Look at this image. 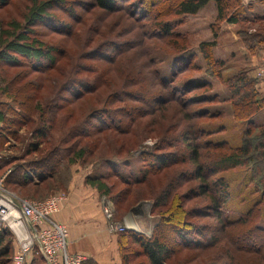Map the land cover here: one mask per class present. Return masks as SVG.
Here are the masks:
<instances>
[{"label": "rangeland", "instance_id": "374dc122", "mask_svg": "<svg viewBox=\"0 0 264 264\" xmlns=\"http://www.w3.org/2000/svg\"><path fill=\"white\" fill-rule=\"evenodd\" d=\"M88 1L63 0V5L60 7L54 5L52 10V14L56 18L55 23L51 24L48 21H46V25L35 23L36 26L32 30L44 44L54 46L60 51L63 50L64 57L72 58L75 67L85 63L86 70L80 71L76 75L77 78H85L90 81L99 78L100 81L96 93L85 94L71 104L66 103L64 110L61 109L54 114L51 140L46 146H53L62 141L69 131L80 126L76 128L93 107H102L103 101L106 100L113 101L108 106L109 110L118 112L123 110L115 115L117 118L126 113V109L131 108L129 112L132 115L124 118L127 129L121 132L105 131L91 138L78 139L80 142L78 146L88 143L89 151L93 153L90 152L86 156V161L75 163L70 167V181L64 188L54 187L52 183L47 185V182L37 189L34 186H29L22 190V193L18 192V196L21 195L27 199H46L56 194L66 195L74 178H78L85 184L86 178L93 175L105 176L107 178L105 182L113 186L112 194H114L125 188L119 183V178L138 177L140 170L145 166L144 164L147 165L142 161L143 158L149 157V155L170 156L172 154L183 157L184 146L189 142L185 131L192 123L209 134L203 138L200 136V140L209 143L224 142L233 147L240 144L243 133L249 128V125L258 126L264 123V106L249 119L238 121L234 118L232 91L229 86L234 75L243 73L247 80H254L257 97L264 100V81L256 77L257 71L264 68V39H262L264 33H261L263 30L261 32L259 30L257 33L256 29L264 27V24L250 21L233 24L226 18L219 20L216 5L212 1L194 15H170L168 17L161 13L159 15L161 17H156L157 22L169 23L170 33L179 35L175 43L182 46V51L176 52L172 39L157 30V23L154 24L156 21L152 20L156 11L153 9L150 12L146 7V2L149 0H123V8L109 13L98 9L85 10L86 6L88 7L85 2ZM256 3L247 4L241 0H230L231 9H227V12H230V16L235 6H242L245 9L251 8V11H246L248 17L264 16L262 7L255 5ZM171 5L172 2L167 6L170 8ZM30 6L31 0H9L6 6L0 8V31L7 29L8 24L14 20L22 23ZM256 34H260L261 37L252 38ZM171 37L173 38L172 35ZM107 43H117L119 48H124V50L114 55L111 61L97 57L81 61L82 54L87 52L97 54V49L99 53L103 52L102 49ZM201 43L213 44L211 47L212 57L223 64L218 73L211 70L204 60L200 50ZM113 51L109 50L111 57ZM186 58H192L191 64H194V69L186 68L183 73L177 75L175 82L169 85L177 86L187 82V88H194V91L191 90L190 93L183 94V98L171 94L170 90H165L159 82L161 78H170L178 64L182 63L181 59ZM62 61L59 65L66 60ZM64 67L66 66H61V68ZM70 70L66 69L62 78L56 82L58 91L71 76ZM1 71L0 69V74ZM18 72L12 71V76ZM2 88L0 86V91ZM119 92L122 94L123 92H142L143 96L132 94L130 96L123 95L121 99L114 97L113 94ZM155 95H159L158 99L164 100L163 103L158 105L156 100H152ZM63 96L69 97L68 93H62L60 97H57L58 102L63 101ZM171 96L178 97V100H165ZM198 96L202 99L193 105L187 101ZM49 97L46 95L44 98L48 100ZM115 100L121 102L115 103ZM35 102L39 103L38 99L33 103ZM0 104L12 105L11 100L1 92ZM8 107L12 109L18 106L13 104ZM199 112L203 115L197 114ZM186 114L189 115V119L185 117ZM38 116V113H33V123L19 129L17 138L8 135L3 130L6 142L0 147L1 163L3 161L20 163L23 160L24 162L28 161L24 158V152L26 146L35 141L30 129L38 127ZM34 158L36 157H31L32 160ZM103 159H107V161L105 162ZM179 162L182 163L159 174H156L155 169H152L147 182L143 186L133 189L134 197L141 194L140 198L135 200L134 197L133 199L130 197L128 203L130 202L131 205L129 204L130 207L127 209L124 207L119 209V206L116 205L114 218L119 223L121 222L120 224L125 228L150 238L153 228L158 223V215L151 213L152 197L166 188L169 181L172 180L171 174L175 172L174 177L181 184V186L177 185L175 191V196L178 198L176 197L173 203L172 201L169 203L168 211L165 210L164 215L173 214L176 219L183 221L182 228L186 227L187 229L191 224L201 226L203 229H205L204 226L216 225L215 219L210 218V215L206 213L198 216H185L184 212L191 211L193 213V210L209 211L206 209L209 201L206 196L184 197L187 190L196 186L199 181L186 183L187 177L184 173L191 167L188 161ZM7 173L10 172H0V174ZM244 174L246 172L242 168L221 174V177L229 183V201L222 210L231 220L243 219L248 210L252 209L260 199V192L253 193L249 190L253 188L252 186H249L245 191L242 190ZM85 187L93 192L95 203L100 208V196L97 190L86 184ZM49 188L52 189L49 190ZM135 190H139V192L135 193ZM33 192L38 194H32ZM259 209L263 214L258 217L260 219L258 221L259 225L263 226L264 206H255L252 210L258 211ZM99 212H101L100 209ZM102 219L104 220L103 217ZM112 235L116 237L117 243L118 234ZM4 243L9 246L7 261L11 264L10 258L15 251L16 241L10 236L5 237ZM223 244L224 242L220 243V245ZM129 248L130 251L139 250L135 245H131ZM214 250H210V254L194 257V261L191 263L189 262L191 254L182 252L173 257L172 263L206 264L213 258ZM218 250L216 249V251ZM234 257L236 264H264V259L255 253L238 251L234 253ZM140 260L143 261L142 258L137 261Z\"/></svg>", "mask_w": 264, "mask_h": 264}, {"label": "trees", "instance_id": "16d2710c", "mask_svg": "<svg viewBox=\"0 0 264 264\" xmlns=\"http://www.w3.org/2000/svg\"><path fill=\"white\" fill-rule=\"evenodd\" d=\"M8 1L0 0V8L6 6ZM211 1L216 5L219 20L226 18L228 22L233 24L249 21L264 24V16H246V11H251V8L245 9L242 6H235L229 16L230 12H227V9H231L230 0H149L146 2V7L150 12L153 9L156 11L152 20L156 21L154 24L157 23V30L170 37L174 45L173 48L176 49V52H179L182 51V46L178 45L177 42L175 43L179 35L170 33L169 23L157 22L156 17H161L159 16L161 13L168 15V17L170 15H194ZM122 2L123 0H89L87 3L85 2V4H88L85 10L98 9L108 13L119 11L124 6ZM171 2L172 5L169 8L167 5ZM63 3V0H31V6L27 10L28 14L24 21L20 23L14 20L8 24L7 29L0 31V69L2 70L0 86L3 87L0 92L11 100L12 105L8 106L14 104L20 108L9 109L7 105L0 104V147L6 142L3 130L8 135L17 138L19 129L33 123V113L36 112L39 115L38 127L30 129L35 141L29 143L24 152V158L28 161L24 162L23 160L21 163L16 161L0 162V172H10L0 174V178L3 177L2 186L6 191L13 192L17 196L18 192L22 193V190L27 189L29 186H34L37 189L47 182V185L52 183L54 187L64 188L67 186L71 176L70 167L75 163L86 161V156L91 152L88 143L78 146L80 143L78 139L82 137L91 138L105 131H124L127 129L124 118L132 115L129 112L131 108H129V110L126 109V113L117 118L115 115L123 110L119 112L109 110L108 106L113 101H103L104 105L102 107H93L76 128L80 126L69 131L62 141L53 146H46L51 140L54 114L61 111V109L64 110L66 103L71 104L85 94L92 95L96 93L100 85L99 78L92 81L77 78L76 75L80 71L86 70L85 63L78 64L75 67L72 58L64 57L63 50L60 51L54 46L44 44L38 39L36 32L32 31L33 27L36 26L35 23L45 25L46 21L51 24L55 23L56 18L52 14V10L54 5L60 7ZM261 27L256 29L257 33H259V30L260 32L264 31V27ZM263 31L261 33H264ZM256 37L260 38L261 36L260 34L252 36V38ZM212 45V43H201L200 50L209 68L218 73L223 64L213 59L211 54ZM119 47L117 43H107L102 49L103 52L99 53L97 49V54L88 52L82 54L81 61L93 57L106 58L105 60L111 61L114 55L124 50V48ZM115 48L118 50H114ZM108 49L114 50L112 57ZM63 59L66 61L59 65L63 62ZM191 60L192 58L181 59L182 63L178 64L170 78L160 79L159 83L165 90L169 89L171 94L184 98L183 94H188L194 89L187 88V82L177 86H169L175 82L177 75L183 73L186 68L191 67L194 69ZM63 65L66 67L61 68ZM66 69H71L70 74H72L58 91L59 88L56 87V82L62 78ZM14 70L19 72L12 76ZM229 86L232 91L233 116L236 120L249 119L264 106V100L257 97L254 80H247L243 73L234 75ZM62 93H68L69 97L63 96V101L58 102L57 97H60ZM132 94L143 96L142 92H123V94L119 92L113 95L121 99L123 95L130 96ZM46 95L50 96L48 100L44 98ZM158 96L155 95L152 100H156L160 105L164 100L161 101ZM36 99L39 103H33ZM201 99L198 96L187 101L193 105ZM165 100L176 101L178 97L171 96ZM117 102L121 101L115 100V103ZM197 114L203 115L200 112ZM185 117L189 119L188 114ZM185 134L189 142L184 146L183 157L172 154L170 156L149 155V157L143 158L142 161L147 165L144 164L145 166L140 170L138 177L119 178V183L124 185L125 188L114 194H112L113 186L105 182L107 179L105 176L93 175L86 178L85 184L95 188L99 196H104L110 200L116 212V205L119 206V209L130 207L131 204L128 203V200L130 197L132 199L134 197L133 189L143 186L147 182L152 169H155V173L159 174L182 163L179 161H184L183 163L188 161L191 169L186 170L184 173L187 177L185 182H199L193 188H189L184 197L206 196L209 201L206 206L209 211L199 209L193 210V213L191 211L184 212L185 216L209 214L210 218L215 219L216 225L204 226L205 229L193 224L188 225V229L186 227L182 228L183 221L176 219L173 214L164 215V212L168 211L169 203L171 201L173 203L174 199L178 198V196H175V191L178 186H181L174 177L175 172L172 173L170 176L172 180L169 181L166 188L152 197L153 208L151 213L158 215V223L153 228L151 237L146 238L131 229L118 233L117 248L120 264H174L172 263L173 257L182 252L191 254L189 258L191 263L194 261V257L210 254L209 251L213 249H215L213 258L207 261L206 264H236L234 253L238 251L255 253L264 259V225H259L258 221V217L263 213L261 209L258 211L252 210L255 206H264V123L258 126L249 125V128L243 133L240 144L235 147L228 146L224 142L209 143L200 140V136L203 138V136L209 134L198 128L195 123L189 125ZM204 150L212 151V153H209V151L204 152ZM33 156L36 157L34 160L31 159ZM103 161L106 162L107 159H103ZM11 164L13 166H9ZM237 168H242L246 172L242 179V190L245 191L249 186H252L253 188L249 190L253 193L260 192V199L252 209L248 210L243 219L231 220L227 218L222 210L223 206L229 201V183L221 177V174ZM51 189L49 188V190ZM136 192H139V190H135ZM32 194L38 193L33 192ZM140 196L141 194H137L134 199L137 200ZM18 197L27 199V197L21 195ZM29 200L40 201L44 199L29 198ZM115 220L118 221L116 218ZM10 236L12 235L8 231H0V264H9L7 261L9 246L5 245L4 241L5 237ZM221 242H224V244L220 245ZM131 245L137 246L139 250L130 251L129 246ZM216 249H219V252ZM141 258L143 261H137ZM30 264L45 263L42 256L34 253ZM82 264H90V262L87 260ZM179 264H185V262Z\"/></svg>", "mask_w": 264, "mask_h": 264}, {"label": "built area", "instance_id": "2783aa9c", "mask_svg": "<svg viewBox=\"0 0 264 264\" xmlns=\"http://www.w3.org/2000/svg\"><path fill=\"white\" fill-rule=\"evenodd\" d=\"M256 3L260 0H241ZM264 61V58H263ZM256 77L264 81V68ZM0 178V231H8L16 241L11 264H30L34 253L42 256L45 264H82L88 257L68 251V228L57 222L59 213L67 201L64 194H56L44 200L22 199L6 191ZM100 211L109 234L124 232L127 228L114 218V206L104 196L99 198Z\"/></svg>", "mask_w": 264, "mask_h": 264}, {"label": "crops", "instance_id": "0c3cea01", "mask_svg": "<svg viewBox=\"0 0 264 264\" xmlns=\"http://www.w3.org/2000/svg\"><path fill=\"white\" fill-rule=\"evenodd\" d=\"M255 5L264 11V0ZM77 179L66 193L63 208L54 215L57 222L68 228V251L86 255L90 264H120L116 237L107 232L93 192Z\"/></svg>", "mask_w": 264, "mask_h": 264}]
</instances>
